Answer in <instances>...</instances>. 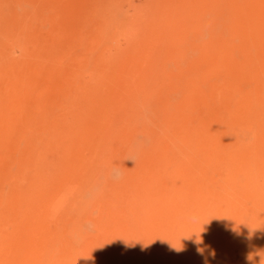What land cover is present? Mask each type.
Wrapping results in <instances>:
<instances>
[{
  "label": "rangeland",
  "instance_id": "374dc122",
  "mask_svg": "<svg viewBox=\"0 0 264 264\" xmlns=\"http://www.w3.org/2000/svg\"><path fill=\"white\" fill-rule=\"evenodd\" d=\"M214 2L0 0V114L8 110L17 117V128L27 136H11L6 141L9 148H0V203L4 204L0 264H38L41 260L33 255L36 241L46 240L32 228L30 205L13 206L10 201L18 196L16 192L28 191L32 179L40 176V170L27 163V154L32 153L27 147L41 148L51 136V128L45 133L40 129L39 139L23 126L40 123L46 119L43 114L52 124L62 114L73 121L74 113L81 115V128H86L82 131L88 132L79 145L86 168L80 169L75 184L84 192V178L92 167L91 176L108 175L103 166L101 170L93 164L94 148L103 139L90 132L96 121L104 119L105 135L114 131L107 166L111 171L122 168L114 181L110 174L106 176L108 195L116 197L129 193L130 185H138L156 169L160 149L170 141L165 129L172 118L182 120L171 134L190 122L192 130L185 138L202 151L206 195L170 197L174 222L167 239L176 258L166 254L160 264H260L264 256V56L256 51L254 57H243L240 65L229 58L228 32L233 29L238 34V43L243 42L242 32L235 19L228 29L215 30ZM235 4H228L229 11L237 8ZM235 53L248 54L242 47ZM28 59L36 61V69ZM23 71L30 72L32 81L21 82ZM142 92H146L141 97L146 96L148 122L131 126V111ZM143 133L151 137V147L134 165L128 163L131 144ZM56 150L58 156L46 162L51 173L61 161L58 157L65 154L62 145ZM121 202L94 201L91 214L84 213L93 227L105 218L103 222L111 224L117 220ZM77 215L62 206L47 219L56 264H72L89 246L88 238L72 235ZM160 215L155 227L166 223L165 208ZM89 256L92 263L104 251Z\"/></svg>",
  "mask_w": 264,
  "mask_h": 264
},
{
  "label": "bare ground",
  "instance_id": "6f19581e",
  "mask_svg": "<svg viewBox=\"0 0 264 264\" xmlns=\"http://www.w3.org/2000/svg\"><path fill=\"white\" fill-rule=\"evenodd\" d=\"M215 1L213 7L215 30L218 31L223 26H227L228 29L231 19H235L239 23L238 26L242 32L243 44L238 43V34L233 29L229 30L228 42L231 47L229 48V58L233 57V60L240 65L243 57H254L256 51L261 50L260 55L264 56V0H256L252 4H248L249 0ZM233 2L238 6L235 7L234 11H229L228 4ZM238 47L244 48V51H247L248 54L239 55L235 53ZM28 60L33 69H36V61ZM220 66L219 68H221ZM24 75H26V78H22ZM30 77V72L27 73L26 71L19 75L21 82L24 83L32 81ZM142 95H146V92L138 95L133 111H131L132 115L129 122L131 126H139L142 122H148V104L143 102L146 96L142 99ZM10 114L8 110L0 114V148L5 146V150L9 148L6 141L11 136L17 135V138L27 137L22 134L20 128H17V117H12ZM17 115L23 118L22 114ZM53 115L57 116V114ZM43 116L46 119L40 123L34 125L33 122L30 125L23 126V129L27 132V129H30L35 133L34 136L38 135L40 129L45 133L48 128H51V136L46 141V145L36 150L35 147H27L32 151V153L27 154V163L32 167H37L40 170V176L32 179L34 182L28 191L24 193L16 192L15 194L18 196L10 199L13 206L30 205L32 228L40 232V237L44 236L46 238L45 241L40 239V242L36 241L33 255L41 260L38 264H56L53 262L54 258L51 257L53 242L49 244L50 239H48V236H50L51 230L48 228L49 221L47 219L62 206L70 211L74 209L75 214H78L73 221L72 235L76 239H89L87 244L89 246L84 249V254H80L72 264H160L163 260H166V254L168 258H176V255L173 254L175 249H172L174 245L171 246L167 239L168 236H171L170 228L172 222H174L170 218L174 207L169 206L168 201L170 197L206 195L207 189V181L205 180L207 173L204 163H202V151L186 141L185 138L187 133L192 130V124L188 122L186 126L182 125L178 129L182 131L171 134L176 129L178 122L182 120V117L179 116L172 118L165 129L170 141L164 148L160 149V158L157 159L156 169L149 177L137 181L139 182L138 185H130L131 191L129 193L127 191L124 195L116 197L108 195L110 184L107 183L106 176L110 174V177H113L112 181H114L119 176V170L122 168L118 166V170L113 167L111 171L107 166L109 160L108 148L112 141V134H114L112 130L111 134L105 135L108 132L107 121L104 119L96 121L90 132H93L98 140L103 139L101 142H97L98 145L94 148L93 164L99 168L103 166L104 172L107 171L108 175L91 176L94 169L93 167L88 168L90 170L84 178V180L87 178L83 187L85 191L81 192L78 185L75 184V179L81 173L82 170L80 169L86 168V165H84L85 162L79 145L81 138L88 135V132L84 133L82 131L86 128H81V115L74 113L73 121H71L62 114L61 120H58L55 124L47 122V119L49 121L48 114H43ZM187 127L191 129L187 131ZM34 136L30 135L29 137L33 138ZM40 137L38 135L39 139ZM160 139L161 135L159 137L161 142ZM191 139L195 142L194 135ZM151 144V137L146 133L136 135L131 144V149L128 151L127 162L134 165L141 154L150 149ZM61 145L64 147L65 154L64 157H58V160L61 159L60 162L62 163L56 164L55 171L51 173V167L46 162H49L52 156H58L56 149ZM113 165L120 164L114 163ZM64 182L70 185L69 188L63 187L62 183ZM75 185L76 187H74ZM117 194L121 193L117 191ZM110 200H122L117 207V220L112 221L114 223L105 224L103 222L105 218L98 226L93 227L90 224V217L84 212L91 214L90 209L94 201ZM3 205L0 203V207ZM33 206H35V210L32 208ZM162 208H165L166 223L161 227H155L162 217L160 215ZM152 211L155 212L154 215H151ZM101 250L104 251V256L93 260L91 263L88 260L89 255L93 256L95 252Z\"/></svg>",
  "mask_w": 264,
  "mask_h": 264
},
{
  "label": "clouds",
  "instance_id": "9594fccd",
  "mask_svg": "<svg viewBox=\"0 0 264 264\" xmlns=\"http://www.w3.org/2000/svg\"><path fill=\"white\" fill-rule=\"evenodd\" d=\"M196 243H197V244L200 243L199 239H197ZM198 251H201V252H202V250H200V249H198ZM247 259H248L249 261H251L253 258H252V256H248ZM260 264H264V256L261 257Z\"/></svg>",
  "mask_w": 264,
  "mask_h": 264
}]
</instances>
